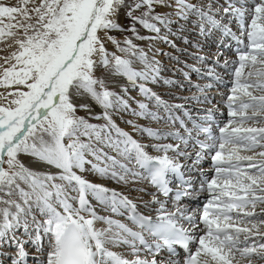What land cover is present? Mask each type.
<instances>
[{
  "label": "snow or ice",
  "instance_id": "1",
  "mask_svg": "<svg viewBox=\"0 0 264 264\" xmlns=\"http://www.w3.org/2000/svg\"><path fill=\"white\" fill-rule=\"evenodd\" d=\"M247 5L248 0H0L6 52L0 56V264H28L29 249L35 264H254L253 255L264 260V243L249 242L264 240V0ZM233 22L239 35L229 27ZM189 25L206 40L218 30L239 45L235 58L222 64L220 51L189 54L232 76L228 120L216 123L218 134L215 106L197 108L203 114L193 117L184 104L148 87L161 80L184 87L161 77L153 42L176 49L173 36L201 48L183 35ZM141 29L155 35H141ZM134 41H149L148 50ZM170 58L189 69H176L185 80L190 72L221 80L212 66L202 70ZM213 86L192 84L197 92L182 99L211 104ZM131 90L148 102L129 95ZM175 110H183L192 126ZM120 113L162 126L129 119L126 131L113 119ZM177 122L183 132L175 129ZM134 134L151 139L142 143ZM169 139L175 143L162 142ZM207 159L210 173L201 166ZM86 172L124 185L147 181L155 191L141 200V212L127 195L92 182ZM201 193H207L202 208L184 203L198 201ZM92 200L133 226L98 214Z\"/></svg>",
  "mask_w": 264,
  "mask_h": 264
},
{
  "label": "bare ground",
  "instance_id": "2",
  "mask_svg": "<svg viewBox=\"0 0 264 264\" xmlns=\"http://www.w3.org/2000/svg\"><path fill=\"white\" fill-rule=\"evenodd\" d=\"M250 3L252 4V0H249L248 4ZM164 11H167L164 9ZM223 23L225 21H222ZM235 23H232L230 25H234ZM229 25V26H230ZM190 29H192V27H188ZM232 29L233 32H237V28H235L234 26L230 27ZM173 30H175V26H173ZM190 30L186 31L185 33H183V35L185 34V36L187 37V35H191V33H189ZM144 30L141 29L140 30V34L143 35L144 34ZM146 33L148 35H155L154 33H151L149 31L146 30ZM163 33V31H162ZM220 32H218L219 34ZM222 35V34H221ZM221 35L219 38H221ZM237 35H239V33L237 32ZM171 40L174 41L175 45H176V49L184 47L187 48V52L186 53H180L178 52L176 49H171L172 51H170V55H165L163 54V56H160L159 53L155 52V59L160 61V66L162 68V71L160 73L161 77L166 78V79H171V80H175V81H182L184 80V82L186 81V83L184 84V87H179V89L177 88L178 85H165L163 83V81L161 80L159 83L153 85V84H149L148 87H151L153 89V91H155L157 94L161 95L162 99L167 100L170 103L173 104H184L185 107L187 108V110L190 112V114L193 117H198L199 115H202L203 113H198L196 111L197 108H208V107H213L215 106V108L217 109V111L215 112V120L220 121L221 122V126H223L225 123H227L228 120V115H227V108H226V103L225 101L227 100V95L229 93L228 88L231 87H223L221 85L222 81H226V82H230V80L228 79V74L227 71L225 69H223V67L221 66H214L211 65L210 62H199L196 61L194 62V65H196V67H200L202 70H204L206 67L212 66L215 68V72H217L220 77L221 80L220 81H209L207 78H202L201 76H198L196 73L190 72L189 74V79L185 80L184 77L182 76V74L178 71H176V69L178 68H182L181 65L182 64H177L174 60H172L170 58V56H179L180 60L182 62H186L188 64L190 63V60L193 58L189 55L191 52V48L189 47V45L185 44V43H180V41L178 42V40H183L177 37H173L170 36ZM215 37V36H214ZM177 38V39H176ZM196 39L193 41V44L196 41H199L200 44L204 41H208L210 42V45H221V42H219L220 40H217L218 38L215 37H209L207 40L204 37L201 36H197L195 37ZM210 38H212V40H210ZM217 38V39H216ZM222 39H224V36L222 35ZM246 39V37H245ZM227 40V39H226ZM146 41H136V43L142 45L143 48H146L145 50H147L149 47L146 46ZM163 42V41H162ZM205 42V43H206ZM223 42V41H222ZM225 43V42H224ZM222 43L224 46L221 47L220 50H223L222 53L225 54V57L227 56V44L228 41H226V43L224 44ZM154 49H158L157 47H153ZM211 48H206L203 49L205 51L204 53H200V55H208V52L211 51ZM169 52V51H167ZM229 55H232L233 57L235 56L232 52H229ZM227 60L230 61V57L226 58ZM232 59V58H231ZM222 62V61H221ZM184 71H189V69L187 68H183ZM200 77V81L197 80V78ZM191 81V83L189 82ZM212 82L213 83V88L210 91V93L212 94V103L210 105L208 104H196L195 101H191V100H184L182 99V97L185 96H191L193 93L197 92V89H195L194 87H192V84H196V83H200V84H204V83H209ZM115 90L119 91L118 88H116ZM223 94V95H221ZM129 95H132L134 97H136V99L138 100H144V102H148L145 100L144 97L140 96L138 90H131ZM85 103H89V101L85 98L84 100ZM133 107H135L136 105L133 104ZM150 108H152V104L149 105ZM100 109L98 107H94L93 108V112H99ZM81 115H86L85 112L81 111L80 112ZM175 115L179 116L181 119H184L186 125H190L191 121L189 120H185V116L183 115V110H175ZM120 116H123V119L120 118ZM113 119L115 120V122L117 123L118 126H120L121 128L125 129L126 131H131V129L128 127V125L124 122L125 120H129V119H133L136 121L137 124H141L144 125L146 127H152V128H160L162 126L161 123L155 122V121H150V120H146L143 118H139V117H133L131 116L130 113H120L119 115H114ZM91 123H103L102 120H90ZM249 126H253V127H259L258 125H252L250 123H248ZM175 129H178V124H175ZM181 132H183L182 130H180ZM134 137L139 139L142 143H148L150 141L151 138L147 137L146 134H134ZM162 142H168V143H175V141H172L171 139L166 140V141H162ZM105 151H107V149H105ZM257 152L259 151V149L256 150ZM243 152V151H242ZM251 154V153H248ZM24 159V162L26 164H28V160L26 158H22ZM34 167L37 168V170H39V166L38 165H33ZM202 168L205 171V173H210L212 171V167H211V161L210 159H207L205 161L202 162ZM85 177L89 180H91L94 183H100L105 187H108L110 189H115L119 192H122L124 195H127L130 199L133 200L134 203H136L138 205V210L143 212L144 209L140 206L141 205V200L143 201H148L151 199L150 193L154 192L155 189L151 187V185H149L147 183V181H140L137 182L135 184L129 183L128 185H124L121 183H116L115 181H112L111 179H107L104 177H100L95 173L92 172H86L84 173ZM208 178H211V175L208 176ZM133 188L139 189V188H144L146 189L145 192H139V191H134L131 190ZM259 194V193H258ZM159 196V194H157ZM201 197H204L205 199L207 198V193H201L199 200L198 201H187L185 200L184 203H190L191 207H201L202 208V204L201 203ZM159 198H163V197H159ZM96 209V211L98 212V214L100 215H107L110 216L113 219H117L120 220L123 223L128 224L129 227H132L133 225L125 218V216H119L116 214L111 213L110 211H105L103 209L102 206L98 205L97 202L95 200L91 201ZM169 210H171V207L169 208ZM259 210V208H257V211ZM126 215V214H125ZM97 227H105L106 225H104L102 222H97L96 224ZM253 241H257V242H262L264 243V240H259L257 237H252L250 238V243H252ZM110 250L112 251H117V252H125V248L121 247V246H110ZM30 255L27 258L28 259V264H35V261L33 259V256L31 255L32 250L29 249ZM254 256V255H253ZM254 258V257H253ZM254 264H264V260H259V259H253Z\"/></svg>",
  "mask_w": 264,
  "mask_h": 264
},
{
  "label": "rangeland",
  "instance_id": "3",
  "mask_svg": "<svg viewBox=\"0 0 264 264\" xmlns=\"http://www.w3.org/2000/svg\"><path fill=\"white\" fill-rule=\"evenodd\" d=\"M193 2H196V0H193ZM248 2H249V0H248ZM220 3H224V0H220ZM249 6H250V3L248 4ZM252 5V4H251ZM165 10H167V9H165ZM156 11L157 12H159V13H165L166 11H164V8H160V7H157V9H156ZM217 18H219V17H217ZM225 22L224 23H227V21L226 20H224ZM233 23H235V22H233ZM235 25V28H237V25L236 24H234ZM234 25H230L229 27H231V26H234ZM188 27H192L191 25H189ZM189 33H191V35H187V38L190 40V41H194L196 38V33L195 32H193L190 28H189ZM145 32H144V34L143 35H145V36H150V35H148L147 33H146V30H144ZM218 30H214V33L210 36V37H213V38H215V37H217L216 39L217 40H220L219 42H221V45H216V46H214V45H210V42H206V41H204V42H202L201 43V45H202V47L201 48H196V47H193V46H191V45H189V47L191 48V52H193V53H198V54H200V53H204L205 51H207V50H203V49H205V47L206 48H211L212 47V49H211V51H209L208 52V55L207 56H211V54L212 53H215V52H217V51H220V52H222L223 50H220L221 49V47L222 46H224L222 43H226V41H228V44H227V56L225 57V54H223V55H221L220 57H219V59H220V62H221V64L223 63V61L226 59V58H228V57H230V60H232V59H234L235 58V56L233 57L232 55H229L230 53L229 52H232L234 55H235V51H233V49H232V45H235V44H237L238 45V43H237V41L236 42H233L234 40H232L233 38L232 37H224V39H222V35H221V33H219L218 34ZM185 33V32H184ZM118 35V34H117ZM161 35H163V33L161 32ZM218 35H221V38H219L220 36H218ZM184 36H185V34H184ZM198 37H199V35H197ZM215 36V37H214ZM118 38H119V36H118ZM171 37L169 36V39H170ZM177 39V38H176ZM227 39V40H226ZM210 40H212V38H210ZM180 41V43L182 44V43H184V41L182 40H178V42ZM223 41V42H222ZM134 42H136V41H134ZM141 42H143V41H141ZM206 42V43H205ZM245 42H246V39H245ZM146 43V46H148L149 47V41H146L145 42ZM224 43V44H225ZM141 47H142V45H140ZM158 46V50L159 51H157L156 53H159L160 54V56H163V54H165V53H168V54H170V51H172L171 49H174L171 45H169V44H167V43H164V42H162V41H155V42H153V47H157ZM3 44L2 43H0V56H3V55H5L6 54V52H4L3 50ZM146 49V48H145ZM157 49V48H156ZM148 50V49H147ZM146 50V51H147ZM155 50V49H154ZM167 51H169V52H167ZM153 53L152 52H149V55L151 56ZM232 58V59H231ZM197 60H195V59H191L190 60V63L191 64H194V62H196ZM160 62V61H159ZM207 62H210V60L209 61H207ZM211 63V62H210ZM215 66V65H214ZM181 67L183 68V64L181 65ZM218 67V66H217ZM216 74H218L217 72H216ZM227 74H228V79L230 80V82H226V81H222V83H221V85L223 86V87H232V84H231V80H232V76L227 72ZM200 77H198L197 78V80L198 81H200V79H199ZM185 79V78H184ZM201 82V81H200ZM183 83H186V81L184 82V80H183ZM177 88L179 89V86H177ZM228 89H231V88H228ZM0 92H4V87L2 86V85H0ZM226 95H227V93H226ZM208 105H210V104H208ZM228 111V110H227ZM80 114V113H79ZM81 115V114H80ZM248 123H250V124H252V125H258L259 124V122H256L255 124L252 122V121H248ZM128 125V127L131 129V126L129 125V124H127ZM259 126H260V124H259ZM243 151V150H242ZM205 201V198L204 197H201V203H203ZM260 243H262L261 241H260ZM254 258L253 259H257L256 257H255V255L253 256ZM260 260V259H259Z\"/></svg>",
  "mask_w": 264,
  "mask_h": 264
}]
</instances>
